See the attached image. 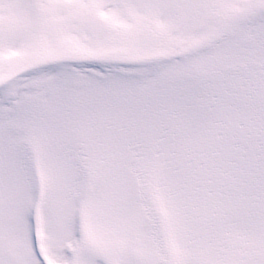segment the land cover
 Wrapping results in <instances>:
<instances>
[{
    "label": "snow or ice",
    "instance_id": "6c2138e0",
    "mask_svg": "<svg viewBox=\"0 0 264 264\" xmlns=\"http://www.w3.org/2000/svg\"><path fill=\"white\" fill-rule=\"evenodd\" d=\"M0 264H264V0H0Z\"/></svg>",
    "mask_w": 264,
    "mask_h": 264
}]
</instances>
